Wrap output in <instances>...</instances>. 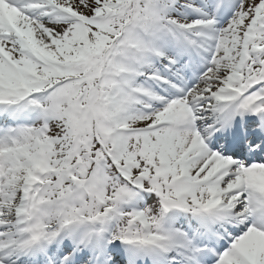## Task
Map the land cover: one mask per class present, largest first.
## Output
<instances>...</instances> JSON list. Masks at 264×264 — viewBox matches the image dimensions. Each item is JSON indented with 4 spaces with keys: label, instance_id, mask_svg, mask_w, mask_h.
Here are the masks:
<instances>
[{
    "label": "snow or ice",
    "instance_id": "1",
    "mask_svg": "<svg viewBox=\"0 0 264 264\" xmlns=\"http://www.w3.org/2000/svg\"><path fill=\"white\" fill-rule=\"evenodd\" d=\"M0 264H264V0H0Z\"/></svg>",
    "mask_w": 264,
    "mask_h": 264
}]
</instances>
